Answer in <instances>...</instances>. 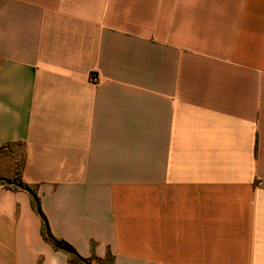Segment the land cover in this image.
<instances>
[{
    "label": "crops",
    "instance_id": "1",
    "mask_svg": "<svg viewBox=\"0 0 264 264\" xmlns=\"http://www.w3.org/2000/svg\"><path fill=\"white\" fill-rule=\"evenodd\" d=\"M17 172L82 258L264 264V0H0ZM0 264H70L1 185Z\"/></svg>",
    "mask_w": 264,
    "mask_h": 264
},
{
    "label": "trees",
    "instance_id": "2",
    "mask_svg": "<svg viewBox=\"0 0 264 264\" xmlns=\"http://www.w3.org/2000/svg\"><path fill=\"white\" fill-rule=\"evenodd\" d=\"M19 147V155L17 160V171H20L21 165L24 161V151L22 148V144H17ZM0 185L3 186L5 189L11 190V191H22L27 193L30 196L31 199V207L34 210V212L38 215L41 221V235L43 240L49 244L54 250L61 251L65 253L69 257L70 264H109L110 258H107L105 260H101L98 258H82L79 256L75 250L68 245L66 242L62 240H58L54 238L49 230V226L47 224L46 218L43 216L40 205H39V199L36 195V192L33 188L25 184L20 177L18 176V172L16 173L15 178L13 179H4L0 178Z\"/></svg>",
    "mask_w": 264,
    "mask_h": 264
},
{
    "label": "built area",
    "instance_id": "3",
    "mask_svg": "<svg viewBox=\"0 0 264 264\" xmlns=\"http://www.w3.org/2000/svg\"><path fill=\"white\" fill-rule=\"evenodd\" d=\"M90 81H91L92 83L97 82V77H96V76H91V77H90Z\"/></svg>",
    "mask_w": 264,
    "mask_h": 264
}]
</instances>
